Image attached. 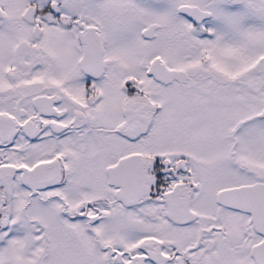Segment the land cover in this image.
Masks as SVG:
<instances>
[{
  "label": "snow or ice",
  "instance_id": "6c2138e0",
  "mask_svg": "<svg viewBox=\"0 0 264 264\" xmlns=\"http://www.w3.org/2000/svg\"><path fill=\"white\" fill-rule=\"evenodd\" d=\"M0 264H264V0H0Z\"/></svg>",
  "mask_w": 264,
  "mask_h": 264
}]
</instances>
